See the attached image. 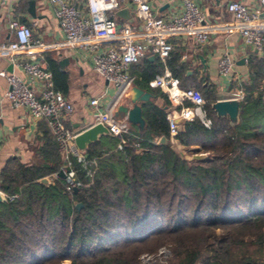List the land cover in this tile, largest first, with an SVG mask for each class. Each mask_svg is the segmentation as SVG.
Wrapping results in <instances>:
<instances>
[{
  "label": "trees",
  "instance_id": "1",
  "mask_svg": "<svg viewBox=\"0 0 264 264\" xmlns=\"http://www.w3.org/2000/svg\"><path fill=\"white\" fill-rule=\"evenodd\" d=\"M47 62L53 77L61 74L55 59ZM139 62L132 65L133 85L155 91L149 83L163 63ZM167 65L180 86L189 87L180 56L170 55ZM250 69L246 101L233 124L213 110L214 90L197 83L212 123L184 118L172 135L168 94L160 89L163 106L142 103V132L129 123L121 147L111 133L87 146L86 157L97 160L91 175L69 153L82 180L78 191L66 189L56 175L59 148L45 121L40 160L12 156L0 170L6 195L0 202V264H141L142 252L164 244L171 264H264V55L253 56ZM161 136L168 142L159 143ZM203 152L207 156L193 157Z\"/></svg>",
  "mask_w": 264,
  "mask_h": 264
},
{
  "label": "built area",
  "instance_id": "2",
  "mask_svg": "<svg viewBox=\"0 0 264 264\" xmlns=\"http://www.w3.org/2000/svg\"><path fill=\"white\" fill-rule=\"evenodd\" d=\"M53 6L55 17L63 32V39L52 44L33 39L32 27L16 19L9 23L13 30V37L0 43V55L8 56L15 64L21 66L24 76L29 81L39 82L41 90L37 94L24 76L1 71L5 76L9 88L4 96L16 105L28 108L31 114L38 119H44L55 137L59 150L67 151L68 156L61 162L65 173L64 182L68 190L79 188L82 180L77 176L69 153L84 164L86 173L94 171L95 161L88 159L86 154L76 148L74 136L76 133L69 130L63 122V116L73 110V104L64 94L56 89L52 80V73L46 65H41L34 59L33 53L37 50L60 47H82L91 50L92 68L115 88L112 103L104 111L96 112V121L103 123L108 131L124 142V134L128 131L129 122L126 118L114 115L117 100L123 98L133 85L134 74L130 67L145 55L147 51L165 61L170 55L173 45L172 36L181 34L194 35L198 41L204 42L208 33L221 28L227 32L238 31L244 42L257 51H264V9L252 11L249 5L242 0H231L227 3V10L232 19L222 24H207L197 0H181L182 11L166 19L154 12L150 0H130L133 11L139 23L132 26L129 23L118 25L115 11L128 0H82L79 6L72 0H49ZM264 7V0H259ZM102 43L108 45L98 49ZM32 49V50H31ZM20 53L30 54V57L16 61L14 56ZM235 64L230 52H224L217 62L220 75H229ZM151 85L162 88L168 94L171 103L180 105L179 117L192 119L198 117L205 126H210L211 118L204 108L205 99L201 91L194 87L183 88L179 79L170 71L156 76ZM264 90V82L260 84ZM232 97L246 101V94L242 86H238ZM190 101L191 105H184ZM98 98H92L90 103L97 105ZM179 117L168 116L170 132L176 133Z\"/></svg>",
  "mask_w": 264,
  "mask_h": 264
},
{
  "label": "crops",
  "instance_id": "3",
  "mask_svg": "<svg viewBox=\"0 0 264 264\" xmlns=\"http://www.w3.org/2000/svg\"><path fill=\"white\" fill-rule=\"evenodd\" d=\"M72 1L82 6V0ZM197 1L204 13V20L207 24H217L220 26L224 21L232 19L226 7L227 3L231 0ZM242 1L246 2L252 11L264 9L259 0ZM34 2L35 17L28 11L29 0H0V43L13 37V30L9 26L12 19L29 24L32 27L33 39L35 41L40 40L52 44L63 39V32L59 27L50 1L34 0ZM150 3L154 12L166 19L180 13L183 7L181 0H150ZM121 7H129L130 10L133 11V5L130 0L124 2ZM132 16L133 20L131 22L128 21L129 18L127 19L124 16L116 14L115 19L118 25L129 23L135 27L138 25L139 20L134 14V11ZM170 41L173 45L172 52L170 53L171 57L175 53L180 56L181 61L185 64L183 80L186 85L194 87L193 85L197 83L208 84L209 87L214 90L216 100L230 98L232 97V92L238 86H242L243 88V84L248 81L251 72L250 59L253 56L260 57L264 55V51H257L254 47L245 43L240 32H227L221 28L209 32L204 42L198 41L197 38L191 34L172 36ZM107 45L108 43H102L98 49L102 50ZM34 51V59L41 65H46L48 67L47 58L51 57L57 61L59 70H61V74L57 73L55 77L52 76L53 84L56 85V87H54L60 90L73 104V110L63 116L64 125L69 130L77 133L96 123V112L104 111L106 107L112 103L115 95V88L93 70L91 63L93 52L82 47H58L46 50H37L36 47ZM226 51L230 52L234 57L235 64L231 74L220 75L217 70V62L220 56ZM170 55L165 61H162L160 58L147 51L145 55L140 58L141 60L139 59V63H142L145 57H147L150 62H159L160 60L163 63V68L161 73L156 76L162 75L167 71L172 73L170 67L167 65V60L170 58ZM28 57H30V54L20 53L16 54L14 59L16 61H21ZM63 57L68 58V62L64 67L59 64V60ZM132 65L130 71L132 70ZM9 68H11V70H9ZM3 70L7 72L13 71L24 76L20 65L14 64L8 56L0 55V72ZM24 78L28 80L26 76H24ZM262 82H264V78L261 83ZM28 83L34 91L39 94L41 84L37 81L32 82L29 80ZM150 86L155 89V91L150 90L153 94V96L149 98L150 102L163 106L166 102L165 98L160 94L163 89L151 84ZM8 88L9 84L6 77L0 74V170L5 161L12 156L19 157V159L25 163L40 160L37 148L42 144L40 138L41 126L45 123L44 119L35 118L27 107L16 105L7 99L4 93ZM144 89L147 90L146 88ZM92 98L99 99L97 105H92L90 103ZM124 103H129L128 96H124L117 100L114 111L119 104ZM178 111L179 105L170 102L168 106V116L179 117ZM108 135H110V132L100 134L97 140L104 137L106 138ZM171 142L172 146L177 149L182 148L175 138H171ZM66 156H68L67 151L58 150V159L60 162H62ZM93 160L96 165L97 160Z\"/></svg>",
  "mask_w": 264,
  "mask_h": 264
},
{
  "label": "water",
  "instance_id": "4",
  "mask_svg": "<svg viewBox=\"0 0 264 264\" xmlns=\"http://www.w3.org/2000/svg\"><path fill=\"white\" fill-rule=\"evenodd\" d=\"M28 11L32 16H36L34 0H29ZM115 14L124 16L127 19L129 18L128 21L130 22L133 20V11L130 10L129 7H121L115 11ZM67 62V57H63L59 60V64L62 67H64ZM9 70H11V68H9ZM126 96H128L129 103L119 104L114 111V115L117 117L126 118L129 123L135 124L142 132L146 125V121L142 115V103L148 101L149 98L153 96V94L144 88H141L137 85H132ZM212 108L217 116L228 117L232 124L237 122L239 119L240 100L236 97L217 99L212 103ZM181 120L182 118L179 117L176 119V122ZM108 132L109 131L107 127L103 123L96 122L77 132L73 139L74 144L77 149L84 151L90 143L97 140L100 134H105ZM158 142L167 143L168 139L165 136H161L158 139ZM202 155V153H194L193 157L202 158ZM56 175L63 179L65 177V173L62 168L58 170ZM41 181L48 183L49 179L48 177H43L41 178ZM73 191H78V188H74ZM4 200H6V195L0 190V202ZM76 206L79 208L82 206V203L78 202Z\"/></svg>",
  "mask_w": 264,
  "mask_h": 264
},
{
  "label": "rangeland",
  "instance_id": "5",
  "mask_svg": "<svg viewBox=\"0 0 264 264\" xmlns=\"http://www.w3.org/2000/svg\"><path fill=\"white\" fill-rule=\"evenodd\" d=\"M178 150L181 151L186 156L191 157L192 155L191 151L186 152V150H184L183 148L181 149L178 148ZM202 154H203L202 156H207L206 152H203ZM140 258H141V264H171L173 260L172 259L173 255L170 247L164 244L154 249H150L142 252ZM56 264H69V260L65 259Z\"/></svg>",
  "mask_w": 264,
  "mask_h": 264
}]
</instances>
